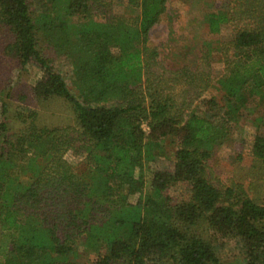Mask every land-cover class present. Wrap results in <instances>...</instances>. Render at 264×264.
Masks as SVG:
<instances>
[{"label": "trees", "instance_id": "1", "mask_svg": "<svg viewBox=\"0 0 264 264\" xmlns=\"http://www.w3.org/2000/svg\"><path fill=\"white\" fill-rule=\"evenodd\" d=\"M119 2L139 14L114 16ZM167 2L0 0L1 54L37 68L34 98L61 99L76 118L50 128L30 109L8 116L0 89V264H223L216 236L239 247L235 264H264V200L211 167L244 113H264V0H226L205 15L209 34L233 30L216 79L207 50L194 65H161L149 34ZM50 53L70 62L73 92ZM168 138L172 172L146 177ZM251 155L248 172L261 168L264 181V135L253 137ZM76 157L84 174H75ZM175 184L186 186L185 200L168 196ZM201 226L211 235L196 234ZM82 243L84 263L73 259Z\"/></svg>", "mask_w": 264, "mask_h": 264}, {"label": "rangeland", "instance_id": "2", "mask_svg": "<svg viewBox=\"0 0 264 264\" xmlns=\"http://www.w3.org/2000/svg\"><path fill=\"white\" fill-rule=\"evenodd\" d=\"M226 0H168L167 10L159 23L150 31L149 45L157 49L161 65L170 70H176L180 66L194 65L202 50H207L212 56L210 59V70L213 78H218L224 73V63L218 54L221 43L229 42L233 37V30L230 26H224L219 34L208 33L205 23V15L215 12L225 6ZM58 15L61 17L62 13ZM114 16L132 18L139 14L138 10L132 8L126 2L116 3L113 7ZM7 42V35L0 31V89H7L9 95V115L16 109H30L37 113V123L46 127L75 126L76 118L70 105L61 99H50L44 102L34 98L32 89L40 74L34 66L21 68L13 59L4 57L1 48ZM51 55V53H50ZM55 69L59 71L71 88L72 68L70 62L64 57L51 55ZM210 58V57H209ZM23 104L18 100L23 98ZM16 107V108H15ZM245 117L237 123L232 130L226 144L213 157L211 167L219 180L228 185L231 181L242 184L250 199L261 203L264 200V181L262 180V169L260 176L249 173L252 167L251 145L255 134L264 135V113L259 107H251L245 112ZM1 120V110H0ZM15 128H20L17 124ZM159 155L152 163L148 164L146 177L151 171L172 172L174 166L175 143L171 138L160 143ZM75 174L87 172L84 162L80 157L69 158ZM186 186L175 184L168 190V196L180 201L187 198ZM139 194L129 197V202L135 205L138 202ZM196 234H202L206 238L211 233L203 226L195 228ZM216 252L223 264H235L241 262L239 247L232 241H226L219 236L214 238ZM85 243L77 247L76 259L79 262H86L88 254L85 253Z\"/></svg>", "mask_w": 264, "mask_h": 264}]
</instances>
